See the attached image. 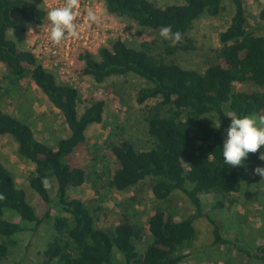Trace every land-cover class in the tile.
Listing matches in <instances>:
<instances>
[{"label":"trees","instance_id":"16d2710c","mask_svg":"<svg viewBox=\"0 0 264 264\" xmlns=\"http://www.w3.org/2000/svg\"><path fill=\"white\" fill-rule=\"evenodd\" d=\"M104 2L109 13L141 27L159 31L170 26L173 33H181V40L202 16L218 17L226 11L228 2L233 6L230 25L220 35L216 60L204 72L183 68L176 62L179 53L197 50L188 38L162 49L157 39L143 38L138 47L118 39L112 47L102 48L98 57L84 48L74 56L73 70L80 77L90 76L101 84L113 77L135 75L148 85L138 91L137 103L146 108L145 121L153 146L140 151L130 141L113 144L111 152L117 168L110 185L126 192L150 179L152 193L161 202L169 201L177 192L184 193L194 209L193 216L177 220L172 211L161 208L150 219L147 231L125 220L107 231L97 226L82 200L70 197V190L86 184L87 173L70 165L69 158L86 142L88 129L104 123L106 102L92 100L80 114L81 104L87 102L80 91L58 83L32 51L22 50L8 38V31L18 28L15 14L40 26L46 13L29 0H0V66L5 70L1 81L6 84L0 85V91L11 93L32 81L61 112L70 132L54 148L38 141L29 124L0 111V136L10 137L17 144L19 156L35 166L28 180L30 188L51 206L50 188L46 189L42 180L51 182L54 178L58 187L56 204L65 214L38 216L28 192L15 185L12 172L0 160V263L9 258L17 246L16 235L24 231L8 220V212L34 224L35 230L52 221L55 236L38 253V264H114L116 254L126 264H181L187 257L183 251L198 238L195 221L203 217L213 227L216 245L237 246L224 238L222 226L206 215L202 196L214 193L228 199L240 194L247 173L262 163L260 152L251 153L244 166L232 168L224 163L222 154L224 131L231 123L226 110L235 118L264 116V35L248 29L245 0H184V4L167 7L152 0ZM208 115H217L221 124L213 126L204 121ZM220 202L217 206L223 208L224 201ZM147 237L148 244L139 248ZM239 250L264 264V245L254 252Z\"/></svg>","mask_w":264,"mask_h":264},{"label":"rangeland","instance_id":"374dc122","mask_svg":"<svg viewBox=\"0 0 264 264\" xmlns=\"http://www.w3.org/2000/svg\"><path fill=\"white\" fill-rule=\"evenodd\" d=\"M29 1L45 13L49 8L61 6L65 2ZM152 1L162 7L184 4V0ZM79 5L80 9H84L82 18H86L89 9L95 11L100 18L99 24H92L86 19L85 26L86 29H103L101 35L94 34L101 41L98 47L96 44L91 47L90 52L95 57L99 56L102 48L112 47L118 39L131 47H138L145 38L157 39L161 49L166 45H175L160 36L161 30L141 27L126 17L109 13L104 0H79ZM245 5L248 29L255 34L264 35V0H245ZM232 16L233 6L228 2L226 11L218 17L205 15L199 18L187 36L195 42L197 50L188 54L179 53L175 57L176 62L183 68L204 72L216 60V52L221 47L220 35L230 25ZM15 19L18 28L8 31V38L14 40L22 50L34 52L46 70L55 75L58 83L73 86L80 91L83 100L87 101L81 104L80 114H83L88 102L92 100L106 102L104 123L91 126L86 134V142L69 158L70 165L83 168L87 173L86 184L70 190V197L82 200L94 215L97 226L107 231H112L124 220L137 223L147 231L150 219L161 208L172 211L177 220L193 216L194 209L184 193L177 192L169 201L161 202L152 193L150 179L126 192H119L110 185L117 168L111 152L113 144L130 141L140 151L149 150L153 146L145 121L146 108L137 103V93L148 86L146 81L135 75H128L113 77L99 84L90 76L80 77L73 70L74 56L79 48L67 50L66 40L51 48L54 43L50 39V21L47 18L40 26L26 22L19 14H15ZM187 38L178 43H184ZM48 42L51 44L46 50L44 45ZM4 72V68L0 66V85L6 87L1 81ZM0 111L8 112L29 124L38 141L51 147L56 148L62 139L70 135L61 112L32 81L24 82L20 90L13 89L11 93L0 91ZM226 112L235 118L232 111ZM204 121L213 126L221 124L217 115H208L204 117ZM229 126L230 123L224 131L225 140ZM259 152H264V147ZM0 160L12 172L15 185L28 192L38 216L43 217L48 212L52 217L65 215L56 204L58 187L54 178L49 187L53 199L51 206H47L30 188L28 180L35 171V166L19 156L17 144L10 137L0 136ZM257 167H264V162ZM202 201L206 215L214 218L222 226L224 238L237 243V246L216 245L211 223L205 217L199 218L195 221L198 238L191 247L183 251L187 257L181 264H262L248 258L239 249L254 252L264 245V177L257 175L254 169L247 173V181L243 183L240 194L228 199L214 193L205 194ZM220 201H224L223 208L217 206ZM7 218L18 223L24 231L16 235L17 246L11 250L9 258L0 264H38V253L55 236L52 221L47 220L45 225L35 230L34 224L24 222L15 212H8ZM148 242L147 237L139 248L143 249ZM114 264L126 263L120 254H116Z\"/></svg>","mask_w":264,"mask_h":264},{"label":"clouds","instance_id":"9594fccd","mask_svg":"<svg viewBox=\"0 0 264 264\" xmlns=\"http://www.w3.org/2000/svg\"><path fill=\"white\" fill-rule=\"evenodd\" d=\"M79 7V0H65L64 4L49 8L46 18L50 21V39L59 45L67 37H78L81 25L77 23L76 9ZM86 19L92 24H99L100 18L95 11L89 9ZM160 36L165 40H170L173 44L180 42L181 33H173L170 26L163 27ZM231 120L227 129V138L222 147L224 163L231 167L244 166L249 158V154L258 153L264 147V116L246 115L234 118L231 113L228 116ZM259 160L264 162V152H260ZM255 173L264 177V167H256ZM43 186L47 189L51 187L48 178L42 180Z\"/></svg>","mask_w":264,"mask_h":264},{"label":"built area","instance_id":"2783aa9c","mask_svg":"<svg viewBox=\"0 0 264 264\" xmlns=\"http://www.w3.org/2000/svg\"><path fill=\"white\" fill-rule=\"evenodd\" d=\"M83 10L84 9H80V5L76 9V12H77V23L79 25H81V27L79 28V35H78V37H76L77 39L73 38L71 36L67 37L66 43H65V47H66L67 50H70V49H73V48H84V49H87L88 51H92L91 47L93 46V44H96L97 47H98L99 44H101L100 37L96 38L94 36V34L96 33L97 35H101L102 32H103V29H97V30L86 29V27H85L86 26V18H82ZM44 37L47 38L46 36H44ZM85 37H86V40H85ZM72 39H74V40L72 41ZM50 44L51 43L48 42V43H46L44 45L46 50L49 48ZM55 45L56 44H54L51 48H55ZM56 46H58V45H56ZM54 54H56V52H54Z\"/></svg>","mask_w":264,"mask_h":264}]
</instances>
